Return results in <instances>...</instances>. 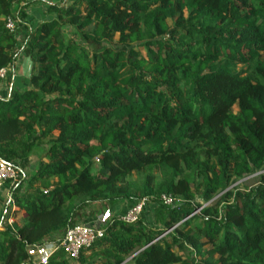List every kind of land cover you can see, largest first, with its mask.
Returning a JSON list of instances; mask_svg holds the SVG:
<instances>
[{
	"label": "trees",
	"instance_id": "trees-1",
	"mask_svg": "<svg viewBox=\"0 0 264 264\" xmlns=\"http://www.w3.org/2000/svg\"><path fill=\"white\" fill-rule=\"evenodd\" d=\"M23 2L0 0V161L20 174L9 192L23 214L0 225V264H41L34 248L95 204L142 200L134 223L114 216L77 260L46 264H264V0L42 3L35 27ZM20 55L23 89L10 84Z\"/></svg>",
	"mask_w": 264,
	"mask_h": 264
},
{
	"label": "built area",
	"instance_id": "built-area-1",
	"mask_svg": "<svg viewBox=\"0 0 264 264\" xmlns=\"http://www.w3.org/2000/svg\"><path fill=\"white\" fill-rule=\"evenodd\" d=\"M14 28L13 21L6 22V29L12 30ZM6 78V70H0V81ZM17 170L2 161H0V190L8 182L14 181L17 177ZM165 204H171V198L162 197ZM146 207V201L142 200L134 204L120 219L128 224L134 223L142 214ZM110 215H99L95 218L94 224L85 225L77 224L70 228L64 234L61 242L58 245L45 244L37 248L39 251L38 261L41 264H46L48 259L59 250L63 251L66 257L70 260H77L81 250L89 248L96 240L104 235V226L108 222Z\"/></svg>",
	"mask_w": 264,
	"mask_h": 264
},
{
	"label": "rangeland",
	"instance_id": "rangeland-1",
	"mask_svg": "<svg viewBox=\"0 0 264 264\" xmlns=\"http://www.w3.org/2000/svg\"><path fill=\"white\" fill-rule=\"evenodd\" d=\"M43 0L42 2H40V5L42 3L44 4H51L53 2V0ZM39 3V2H38ZM22 19H18V20H14V22L18 25V24H21L20 27L22 28ZM64 35H65V40L70 42L72 40L76 41L78 44H82V45H85L86 46V49L89 51V52H92V51H98L99 49L98 48H94L92 45H90L89 43H86L82 37H81V34L78 33V34H75V31L73 28L69 27V26H66L62 29ZM22 37H19V39H21ZM85 43V44H84ZM142 54H145V50L144 49H138ZM14 66H19V71H20V75H22V78L23 80H28L29 79V76H30V73H31V69H32V62L29 60V59H26L25 57L23 56H19V58L15 61V64ZM10 69H13V68H10ZM16 71V70H15ZM13 72V71H12ZM14 74V72H13ZM12 74V75H13ZM12 75H11V80H12ZM4 84V83H3ZM11 84V82H10ZM9 84V85H10ZM5 88V87H4ZM8 87H6L7 89ZM2 98V97H0ZM43 149L45 148V146H42ZM43 149H37L34 151V155L31 157L30 159V165L28 168H26L24 171H23V180L24 178L29 180V178L31 177V174L33 172V170H35V167L37 166V162L38 160L36 159V156H39L41 155ZM20 178V174H17V177L14 181H11V182H8L5 184V186L2 188V191H0V225L2 224L3 226L5 224L7 225H10L12 223H17V224H20L21 223V217H22V213L21 212H18L16 211V207H12L13 206V200L11 198V193L9 192L10 191V188L12 187V185L14 184V182H17ZM25 181V180H24ZM257 183V177L256 175L254 176H250V177H246L245 179L241 180V181H234L232 182L231 184V187L230 188H234V189H237L239 191H243L245 189H248V188H251L253 186H255ZM25 187V185H24ZM149 204V203H148ZM147 202H146V206H148ZM8 205H10V208L12 207L13 209H11L13 212L15 211V213L13 214L12 211L9 209L8 211L7 210V207ZM133 205H129L128 203H121V210L122 212L119 213L116 212V216L117 218H121L123 217V215L129 210V208H131ZM92 214L93 216H99V215H103L109 211L108 209H105V207H103V205L101 204H95L94 206H92ZM152 210V208L149 210H145L146 213L148 214L149 213V217L146 218L145 222L147 225L149 226H152L153 225V219L151 218L152 217V212H150ZM119 214V215H118ZM4 218V221L2 222L1 218ZM113 216L110 215V218H108L107 221H109ZM2 222V223H1ZM1 225V226H2ZM1 226H0V230H1ZM157 229V228H156ZM39 251L38 249H36V251H34V254H33V257L35 260L38 259V256H39Z\"/></svg>",
	"mask_w": 264,
	"mask_h": 264
},
{
	"label": "crops",
	"instance_id": "crops-1",
	"mask_svg": "<svg viewBox=\"0 0 264 264\" xmlns=\"http://www.w3.org/2000/svg\"><path fill=\"white\" fill-rule=\"evenodd\" d=\"M40 1H43V0H24V2L20 5L23 7L27 4V6L24 9H25V14H26V21L28 22L30 27H35L37 24H40V23H42L48 19L45 15V8L46 7L43 5L41 6L39 4ZM75 1L76 0H53L52 3L59 4V5L62 4L63 6L66 7V6L73 4ZM18 69H19V66H13V69L11 70V72L12 71L14 72V74L12 72L13 75H12L11 85L15 86L16 88L23 89V88H26L27 80H23L22 75L19 74L20 71ZM6 90L7 89L4 88V84L1 83L0 84V97L6 98V96H7ZM0 191H2V189ZM120 206H121V204L110 209L107 212V214L111 215L113 217L116 216V212H118V211H119V213L122 212V210H121L122 208ZM22 216H23V214H22ZM96 217L97 216H94L92 218H87L84 221H82L80 224H85V225L94 224V220ZM36 249L37 248H34L33 254H34V251H36Z\"/></svg>",
	"mask_w": 264,
	"mask_h": 264
}]
</instances>
